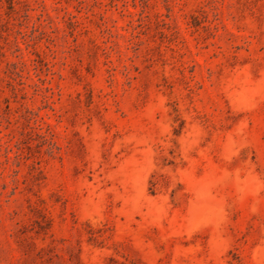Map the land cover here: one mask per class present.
I'll return each mask as SVG.
<instances>
[{
  "label": "rangeland",
  "instance_id": "374dc122",
  "mask_svg": "<svg viewBox=\"0 0 264 264\" xmlns=\"http://www.w3.org/2000/svg\"><path fill=\"white\" fill-rule=\"evenodd\" d=\"M0 264H264V0H0Z\"/></svg>",
  "mask_w": 264,
  "mask_h": 264
}]
</instances>
